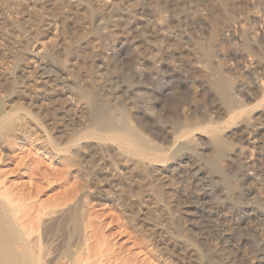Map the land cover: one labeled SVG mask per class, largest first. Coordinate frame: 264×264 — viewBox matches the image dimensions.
<instances>
[{
  "label": "rangeland",
  "instance_id": "1",
  "mask_svg": "<svg viewBox=\"0 0 264 264\" xmlns=\"http://www.w3.org/2000/svg\"><path fill=\"white\" fill-rule=\"evenodd\" d=\"M222 6L213 0H0V103L5 111L15 105L24 106L46 121L59 142L67 143L66 137L73 130L69 129V134L56 133L49 124L55 121L53 117H61L57 108L65 105L71 116H76L75 131L85 128L89 103L83 98L87 100L84 93L91 88L88 93L96 91L93 94L99 99L98 105L111 114L132 115L149 138L163 144L162 151L169 152V157L174 151L154 136L156 124L170 122L173 128L178 120L192 119L200 126L215 120L222 126L221 135L231 143L220 162L230 187L223 182L208 184L217 178L204 159L217 153L202 132L195 133L194 149L172 155L166 165L153 166L166 168L164 175L158 172L146 179L138 177L131 186L127 178L137 174L136 167L125 163L124 156H117L110 147L105 161H118L122 172L111 163L109 169L117 172L127 188L131 187V193L120 198L112 191L102 195L100 201L88 197V219L103 247L91 253L84 251V259L91 258L89 263L223 264L226 258L225 264H264V252L260 251H264V225L258 227L259 215L264 212V103L260 104L264 66L257 63L259 55L241 49L247 32L264 45V0H225ZM203 50L213 52V57L203 60ZM223 70L234 84L233 96L246 109H256L252 107L249 118L243 116L230 127L224 125L229 116L211 85L214 76ZM176 94H180L178 100H174ZM52 96L57 101L52 102ZM32 132L39 135L36 130ZM11 148L14 162L8 167L14 170V178L19 177L14 183L27 188L41 186V202L55 204L66 193L88 190L81 171L88 167L86 155L53 156L42 143L24 140ZM3 153L0 147V161ZM30 159L33 163L25 169V161ZM37 169L41 170L39 175ZM141 198L145 199L143 203ZM54 217H48L46 223ZM55 247L47 246L51 248L48 264H56L58 258H54L62 251V245Z\"/></svg>",
  "mask_w": 264,
  "mask_h": 264
},
{
  "label": "bare ground",
  "instance_id": "2",
  "mask_svg": "<svg viewBox=\"0 0 264 264\" xmlns=\"http://www.w3.org/2000/svg\"><path fill=\"white\" fill-rule=\"evenodd\" d=\"M213 1H214V3L216 2L218 5H221V6L225 2V0H213ZM62 5L64 6L65 4H62ZM64 7H66V6H64ZM67 9H69V8H67ZM225 9H226V5H225ZM65 11H66V8H65ZM72 11H71V13H72ZM112 13L110 15L111 17H113ZM91 14H92V12H91ZM229 15H231V14H229ZM69 17H71V16H69ZM15 29H16V27H15ZM97 33H98V31H97ZM243 36L244 37H243L242 46L240 45L242 47L241 49H243V51L249 55H255V54L259 55L258 58L256 57L257 63L261 67L264 66V45H263V43L258 38H256V36L252 32H247ZM258 52H259V54H258ZM212 54H213V52H212ZM212 54L209 51V53H206L202 59L204 60V58H205V60H208L211 57H213ZM199 59H200V57H199ZM203 60H202V62H203ZM199 62H201V60ZM92 63H94V61ZM207 66H208V64H207ZM201 68H202V66H201ZM203 69H204V67H203ZM20 71H22V70H20ZM212 72H213V70H212ZM220 72H222V71H220ZM220 72L214 76L215 78L213 80V83H211V85H213L215 97L219 100V103L221 104L226 115L229 116V119H227L226 122L225 123L223 122V123H224V125L230 127L231 125H234V123H236L237 119H240L243 116L246 118H249L250 114H251L250 109H252L253 106L249 109L247 107V109H246L245 105L242 104V102L238 101L237 98H235L233 96L232 92H234L233 91V85L234 84L232 85L231 79H229L227 77V75L224 74L225 73L224 70L222 73H220ZM215 73H216V71H215ZM89 74H91V72ZM16 79H18V78H16ZM19 80H21V78ZM12 84H14V81ZM46 84L47 83H45L43 85H46ZM47 86H45V87H47ZM50 87H51V85H50ZM92 88L94 89V87H92ZM43 89H45V88H43ZM51 89H53V86L51 87ZM89 89L91 90V88H89ZM90 90H88V91H90ZM177 90L179 91L178 88H177ZM88 91L85 90V93H84L88 102H87V100H85V98H83L87 104L89 103L87 111H85V113H87V116L89 117V118H85V119L89 120V121H86L89 123H88V125L86 124L87 126H85V128L81 129L80 131L77 130V132L75 131L76 127H77V123H78L74 119L76 116L72 117L71 116L72 114H70L71 113L70 109L68 110L66 107H64L65 105L64 106L61 105L60 107L57 108V110L60 112L61 117H59V118L53 117L52 118L55 120L54 122H56V123H54V122L51 123L52 121L51 122L47 121L48 123H51V124H49L51 126V130H54L56 133H61V132L65 133V131H68L69 129L73 130L72 134H69L71 132L68 131V134L70 136L66 137L67 143L65 141H63V142H65V145H63V142L61 143L62 140L59 142L58 139L54 135H52L51 131L47 127L48 124L47 123H46L47 125L45 124L46 121L42 122L41 119H39L40 117L37 118L35 115H32L33 113H31L29 110H27V108H24V106L22 107L21 105H19V106L15 105V106H12L9 111H5L4 110L5 108L3 109L2 104L0 103L1 104L0 105V147L4 151V153H3L4 156L2 157L3 159L1 158L2 160L0 161V162H2V163H0V264H48L50 261L47 263V259H48L47 257H49V252H50L51 248L49 250L47 248V246L52 245V247H55V244L58 242H62L61 243L62 251H61L60 255L57 254L56 257L54 258V261L56 258H58V259H56V264H91L88 261V259L90 260L91 258L84 259V255H83L84 251L85 252L87 251L86 253H91L93 251L95 252L94 249L99 248L101 243L99 242L100 239H98V237L93 234L92 230L94 228V226H93L94 224L91 222L92 220L90 221L88 219V215H89L87 213V211H88L87 209L89 208L88 197L95 196V198H97L99 200L101 197H103L102 195L109 194L112 191H115L117 193L116 196H119L121 198L122 195H124V194L129 195L131 193V189H130L131 187L127 188L126 185L123 184V179H121V177L116 175L117 172H114L113 169H112L113 170V172H112L109 169V167H110L109 163H111L112 167H113V165H114V167H117L118 165H120L118 163V161H116L117 163L115 161H113V162H108V160L105 161V158H107L106 155L108 154L110 147H114V150H115L117 156H120V155L124 156L125 163L130 162L131 163L130 165L136 167V171H137L136 173L138 175L135 173L136 175H132L133 176L132 178H130L131 176L128 178L126 177L127 180H130V182L127 185L131 186V185H134V183L138 177H140L142 179H146L147 177L152 176L153 173L156 174L158 172H160V175H164V172L167 171L166 168L165 169L163 168L162 170H160L161 168L160 169L158 168L159 169L158 170L157 168L155 169L153 166L158 167V165H164V164L166 165L167 162H169L170 158H172L171 157L172 155L176 157L179 154L182 155L185 151H189V150L194 149L193 145H195V142H197L196 141L197 138L195 139V133L196 132H200V133L202 132V133L208 135V138L211 142L213 151H215V153H217V156L216 155L215 156L209 155V157H207V158L205 157L206 159H204L206 165L210 169H212L211 171H214L213 173L216 174V178H217V179H215V181L210 180L208 182V184H210V185L214 184V186H217V185H215L216 183L223 182L225 184V186L230 187L229 181L227 179L228 176L224 175L227 173L226 172L223 173V171L220 169V162L224 158L227 150L231 147V143H229V141H228L229 139L227 140V136L225 138L223 135H221L223 132H222V126L220 123L214 122L215 120L214 121L213 120H211V121L207 120L209 122L208 124L200 126L199 124L192 123L193 122L192 119H191L192 122H187L188 119H186V121H184V122L179 121V120H178V123L175 122V125L173 126V128L169 126L168 123H170V122H168V123L166 122V124H168V125H166V124L162 125V126H158L159 124L154 125V126L158 127V128L157 127L155 128L156 133L154 136L160 138L161 141H164L167 144H169L170 148L169 147L168 148L174 151V153L172 151L173 154L169 157V155H168L169 152H167L165 154V152L162 151L163 150L162 147L165 150V147L163 146V144H161V142H159V140H157V142H156L155 140H152L151 138H149L148 135L144 133L142 127L141 128L138 127L136 125V123L133 121L134 119H133L132 115H128L127 113H124V112H121L120 114L119 113L118 114H111L108 110H106L102 106V104H100L101 105L100 106V105H98V102H96V99H98V98H95V95L93 94L96 91L94 90L93 92L91 91L89 93H88ZM49 92H50V90H49ZM82 92H83V90H82ZM55 94H57V93H55V92L52 93V95H55ZM177 94L175 96L176 99H174V100L179 99L178 97H180L179 96L180 94L179 95H177ZM10 95H11V93H10ZM172 95H173V93H172ZM261 96H262L261 97L262 100H260L261 101L260 104L262 102L264 103V90L261 93ZM52 99H53L52 102H54L55 97L52 96ZM180 100H181V98H180ZM55 101H57V98L55 99ZM108 106L105 105V107H108ZM55 107H57V105ZM259 107H260V105H259ZM259 107H258V109H259ZM254 109H253V111H254ZM6 110H7V108H6ZM116 110H118V107ZM75 113H76V111H75ZM179 114H181V113H179ZM48 116H49V114H48ZM54 116H56V115H54ZM181 116H183V115H181ZM80 117L82 118L83 116H80ZM49 118H50V116H49ZM63 119H65V120H63ZM170 119H172V118H170ZM174 119H172V120H174ZM58 121H61V122H58ZM236 124H238V123H236ZM57 125H60V127ZM197 125H199V126H197ZM60 128H61V130H59ZM170 128H171V130H170ZM33 130L34 131L36 130V132H39V135L41 134V136L35 135L32 132ZM223 131H226V130L223 129ZM22 139L25 142H31V143L32 142L33 143L40 142V143H42L45 151H47L51 154L52 153H54V154L56 153V155L68 154V155L74 156L75 158L81 154L86 155L85 156L86 159L88 158V164H87L88 167H86V168L82 167L81 171H82V173H84V176L86 178L85 179V182H86L85 188H87L88 190H86L85 192H83L82 190H79L78 192L76 191V192H73L72 194L70 192L66 193L62 196L63 198L61 197L62 200L59 198L60 200H58L57 203L53 204L52 203L53 201L45 203V202H41L39 200L40 195L43 193L41 186L34 184V185H31V187L27 188L24 185L14 183V179H16V182H17V179L19 177L14 178L15 176H12V174H14L13 173L14 170L9 168V167H11L12 162H14L13 161L14 157L11 154V152H12L11 147L15 143L21 144L23 141ZM171 150H169V151H171ZM54 154H52V155L54 156ZM197 154H199V153H197ZM81 157H84V156H81ZM9 163H11V164H9ZM31 163H33L31 159L29 160V162L25 161V164H24L25 169H28V167L30 169ZM19 167H20V165H19ZM122 167H124V166H122ZM151 167L153 169H151ZM117 169L120 172H122L121 168L117 167ZM37 170H39V171H37ZM37 170H36L37 171L36 175H39L41 170L40 169H37ZM118 170H116V171H118ZM11 171H12V173H10ZM15 171L17 172L18 170H15ZM123 178H125V177H123ZM228 187H226V188H228ZM25 189H26V191L29 189L30 190L28 192H26ZM208 189H209V187H208ZM141 192H142V190H141ZM240 193L246 195L245 193H242V192H240ZM129 199H130V197H129ZM144 200L145 199L143 198L142 201H140V202L143 203ZM126 201H127V204H129V206H130L131 202L128 203L130 200H128V198H127ZM220 202H222V201H220ZM135 203H136V201H135ZM136 205H137V203H136ZM262 206L264 208V204H262ZM126 208H128V207H126ZM50 210H52L51 213H49ZM143 211H144V209H143ZM149 214H150V212H149ZM149 214L147 215L145 213V216L146 215L150 216ZM51 215L55 216L54 219H51L52 220L51 223H49V222L46 223L47 218L50 217ZM89 218L91 219V217H89ZM153 221H155V220H153ZM258 221H259V223H261V226L257 225ZM258 221H257V223H255V225H257L258 227L261 228L262 225H264V212L261 214V216L259 215ZM37 225L39 228L37 227ZM253 228L254 227H252V229ZM257 229H259V228H257ZM257 229H254V230H257ZM255 232H259V231H255ZM261 233H263L262 235H264V227H263V232H261ZM254 234L255 233H253V235ZM256 235L258 236V234H255V236ZM259 236H261V235H259ZM262 238L264 239V237H262ZM257 241H259V240H257ZM164 243L166 244V241ZM259 243L260 242H258V244ZM53 244H54V246H53ZM60 246H57L55 248H58ZM167 246H166V248H167ZM176 246H177V244H176ZM260 246H261V243H260ZM260 246L258 245L259 249H260ZM258 247L256 246V248H258ZM100 248H103V247H100ZM254 251H256V250H253V252ZM260 251L264 252L262 250H260ZM257 253L258 252H256L255 254L258 255ZM52 254L54 255L55 253L52 251ZM93 254H95V253H93ZM255 254L253 253L252 255L255 256ZM53 255H50V256L53 257ZM100 255L101 254L99 253V256ZM88 257H91V256H88ZM101 257L102 256H100V258ZM103 257H102V259H103ZM112 257H113V255H112ZM256 257H259V256H256ZM224 260L226 261V258ZM253 260H254V257H253ZM225 261L223 264H225ZM227 261H228V259H227ZM128 262H129V260H128ZM98 263H99V261H98ZM125 263H127L126 260H125ZM229 263L227 262L226 264H229ZM100 264H105V263L100 262ZM109 264H111V263H109ZM207 264H208V262H207Z\"/></svg>",
  "mask_w": 264,
  "mask_h": 264
}]
</instances>
